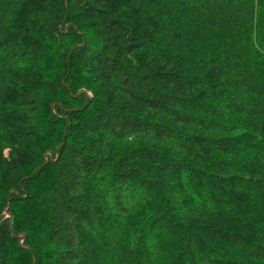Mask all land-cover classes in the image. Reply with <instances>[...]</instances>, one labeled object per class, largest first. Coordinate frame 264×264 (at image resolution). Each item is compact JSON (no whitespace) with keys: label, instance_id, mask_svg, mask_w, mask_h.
Returning <instances> with one entry per match:
<instances>
[{"label":"trees","instance_id":"trees-1","mask_svg":"<svg viewBox=\"0 0 264 264\" xmlns=\"http://www.w3.org/2000/svg\"><path fill=\"white\" fill-rule=\"evenodd\" d=\"M0 264H264V0H0Z\"/></svg>","mask_w":264,"mask_h":264},{"label":"rangeland","instance_id":"rangeland-1","mask_svg":"<svg viewBox=\"0 0 264 264\" xmlns=\"http://www.w3.org/2000/svg\"><path fill=\"white\" fill-rule=\"evenodd\" d=\"M66 27H67V25H65L64 26V29H66ZM67 77V75H65L64 76V78L62 79V81L65 79ZM80 92H85V103H84V107H86L87 106V104H88V99L92 96V94H91V92L90 91H84L83 89H80L79 91H78V94L80 93ZM68 123H69V121H68ZM46 142H47V140H43L42 141V143L44 144V145H42V146H45L46 145ZM61 144H57L56 146H55V148H54V150L56 151L57 150V148L60 146ZM43 157H44V165H46L48 162H49V160H52L53 158V154L51 153V151L50 150H44V152H43ZM43 166V165H42ZM41 165L40 166H38L37 168H41L42 167ZM18 206V205H17ZM4 214H5V216L6 217H8L9 218V221H11V214L9 213V212H4ZM36 224V223H35ZM16 237V236H15ZM24 239V235H22L20 238H19V243H22V240ZM23 247H25V245L22 243L21 244Z\"/></svg>","mask_w":264,"mask_h":264}]
</instances>
